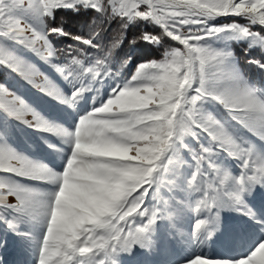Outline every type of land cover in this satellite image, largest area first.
<instances>
[{"label": "snow or ice", "instance_id": "snow-or-ice-1", "mask_svg": "<svg viewBox=\"0 0 264 264\" xmlns=\"http://www.w3.org/2000/svg\"><path fill=\"white\" fill-rule=\"evenodd\" d=\"M61 11L94 15L74 33L55 23ZM133 27L130 43L162 58L134 67L130 54L117 59ZM61 38L74 43L58 48ZM233 44L264 75V0H0V68L58 113L37 110L0 80V250L10 236L34 264H124L162 249L158 224L181 217V191L195 205L197 248L224 209L258 232L240 255L193 250L182 264H264V211L252 203L264 196V80L244 72ZM13 121L59 138L63 149L45 143L61 163L20 150Z\"/></svg>", "mask_w": 264, "mask_h": 264}, {"label": "rangeland", "instance_id": "rangeland-1", "mask_svg": "<svg viewBox=\"0 0 264 264\" xmlns=\"http://www.w3.org/2000/svg\"><path fill=\"white\" fill-rule=\"evenodd\" d=\"M236 19V18H228ZM218 22H227L222 20ZM169 45L174 42H165ZM151 46V45H150ZM234 51L243 48V44H233ZM152 53V54H151ZM160 53V55H158ZM151 54V55H150ZM158 55L156 57L153 56ZM162 58V50H158L151 46L149 53L141 58V60L148 61L151 59ZM35 59V58H33ZM38 65L49 74L57 83L63 85V81L59 79L56 73L50 69L46 64L41 61H36ZM129 74V73H128ZM0 80L6 81L12 86V89L22 96L27 102L31 103L37 110L43 109L49 115H58L55 108L56 102L46 97L43 93L39 92L36 88L26 84L20 80L16 74L0 68ZM26 119H31L30 116ZM10 127H14V133L11 135L12 142L19 147L20 150L30 154L33 158L39 159L49 164H60L59 154L47 147L45 139L48 142L56 144L58 148H65L59 138L47 133L34 132L32 129L27 128L25 125L18 122H11ZM257 143H259L257 141ZM227 168L233 173L239 170L235 167V161H229ZM177 200L181 197L185 198L184 208L185 211L181 217L173 224L169 221H161L158 224V239L162 242V249L153 250L151 252L141 253L138 252L134 256L124 258V264H182L183 258L190 255L193 250L204 251L208 255H228L237 256V251H240L244 245L251 243L258 232L251 225V222L243 217L238 216L236 213L224 209L221 212L222 229H217L205 244L197 248L194 241L191 239L194 223L197 217L192 209L194 202L186 201L187 194L181 191L176 193ZM254 206L264 211V196H256L252 201ZM201 216H207V213H201ZM3 233V228L0 227V234ZM8 245L5 249L0 250V256L3 257L4 264H34V253L31 249L22 247L18 238L7 237ZM8 254L9 256H6ZM7 258H11L10 261Z\"/></svg>", "mask_w": 264, "mask_h": 264}, {"label": "trees", "instance_id": "trees-1", "mask_svg": "<svg viewBox=\"0 0 264 264\" xmlns=\"http://www.w3.org/2000/svg\"><path fill=\"white\" fill-rule=\"evenodd\" d=\"M91 15H94V14H92V13H81L79 15H76V14H73L71 12L61 11V12L57 13L55 23L59 24L61 21H63L65 29L67 31H70V32H74V33L78 32V31H80V29L82 27L85 29V32H86V30H87L86 26L88 23V19L91 17ZM49 23H52V21H49ZM116 28H117V24L114 23L111 25V27L109 28L107 33L104 35V39H103L102 43L107 45L108 41L111 39V36H112L113 32L116 30ZM146 30H151V29H146ZM255 30H259V29H255ZM139 31H140V29H138L136 27H133L132 29H130L128 31L127 39L125 40L123 46L116 53L117 59H119L120 57H124L127 54H130L133 57L132 65H130V67H134L136 63L141 61V58L143 56H145L147 53H149V50L151 49L150 45L144 44L143 42H139L136 45H132L130 43L131 40H133L134 38H136L139 35ZM68 43H74V42H72L70 40L63 39V38L56 39V45L58 48H62V47H64V45H66ZM243 48L235 50L236 55L239 58L240 67L244 70V72L246 74H248L250 76V78L257 85H261L262 80H264V75L258 73V71L255 68H253L252 66H250L247 63V58L243 55ZM96 55H102V53H96ZM158 55H160V53ZM158 55L153 54L154 57H156ZM252 55L258 57L259 53L253 52ZM125 75L126 76L128 75V70H125ZM175 196H176V194H175ZM176 198H177V196H176ZM186 201H188V200H186Z\"/></svg>", "mask_w": 264, "mask_h": 264}, {"label": "bare ground", "instance_id": "bare-ground-1", "mask_svg": "<svg viewBox=\"0 0 264 264\" xmlns=\"http://www.w3.org/2000/svg\"><path fill=\"white\" fill-rule=\"evenodd\" d=\"M218 229H222V223H220V227H218ZM249 245H250V243L247 246L244 245L243 248L240 251H237L236 255H240V254L244 253L248 249ZM6 256H9V255L6 254ZM10 259L11 258H7V260H10Z\"/></svg>", "mask_w": 264, "mask_h": 264}]
</instances>
